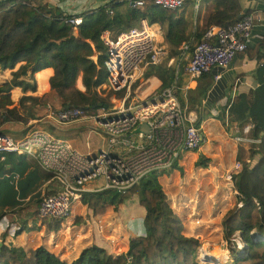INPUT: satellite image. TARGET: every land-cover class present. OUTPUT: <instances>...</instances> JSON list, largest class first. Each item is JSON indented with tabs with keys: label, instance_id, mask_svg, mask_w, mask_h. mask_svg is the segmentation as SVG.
Here are the masks:
<instances>
[{
	"label": "trees",
	"instance_id": "obj_1",
	"mask_svg": "<svg viewBox=\"0 0 264 264\" xmlns=\"http://www.w3.org/2000/svg\"><path fill=\"white\" fill-rule=\"evenodd\" d=\"M113 1L108 0L89 10L69 13L37 0H0V69L12 68L16 62L22 61L11 71L9 80L0 85V90L14 85L33 90L32 73L50 66V85L62 99L61 106L77 107L89 113L98 107L97 102L106 103L95 93L96 86L104 81L106 75L102 67L104 44L100 38L104 29L124 30L144 17L148 23L159 25L168 45V55L179 59L183 51L191 50L205 28L210 25L224 27L237 20L242 13L248 12L247 9H241L239 0H203L210 3V9L200 26L187 31L188 20L182 12L177 11L179 9L169 10L147 3L141 8L128 5L120 11L115 8ZM76 16L81 18L78 24L70 21ZM182 44L187 45L186 49L182 48ZM94 49L97 51L95 61L90 57ZM78 74L83 91L75 86ZM25 75L29 77L28 80L22 77ZM143 75H157L161 79V84L156 88L159 92L172 82L174 72L171 66L164 68L157 64L148 65ZM8 102V96L0 98V125L7 120L26 123L24 114L15 108L6 107ZM253 111L251 118L254 124L249 135L257 141L250 143L252 149L249 150V158L252 160L250 163L243 162L237 170L231 166L227 169L235 175V187L242 196L239 198L240 205L227 212L222 220L223 226L229 233L239 231L248 248L243 255L233 252L231 264H264V237L255 239L251 234L253 232H250L253 227L264 226V116L261 117L255 108ZM196 120L197 125L199 123ZM180 159L183 157H179L171 168H177ZM206 160L208 157L200 154L195 165L204 167ZM48 172L45 176L50 177L51 172ZM156 173L149 172L124 192L107 189L82 191L80 197L71 203L65 217H41L39 222L43 225V232L55 233L63 228L68 218L75 216L74 211L79 209V205L88 210L91 216H97L103 214L108 205L116 210L119 203L137 197V205L144 212L141 219L138 217L137 225L140 228L134 223V228L130 229L133 235L127 238L124 250L111 252L106 248L107 242L100 236H91L89 242L80 247L68 261L52 251L47 243L21 246L1 242L0 264H197L194 252L198 239L187 221V224L183 223L182 215L172 208ZM226 183L231 187L229 182ZM40 198L41 195L38 203ZM130 222L132 225L133 219ZM22 230L24 228L19 226L13 233Z\"/></svg>",
	"mask_w": 264,
	"mask_h": 264
},
{
	"label": "built area",
	"instance_id": "obj_2",
	"mask_svg": "<svg viewBox=\"0 0 264 264\" xmlns=\"http://www.w3.org/2000/svg\"><path fill=\"white\" fill-rule=\"evenodd\" d=\"M132 7L141 8L147 3L169 10H177L191 3L195 12L203 0H126ZM264 3V0H260ZM110 12V10H107ZM80 16L70 19L74 24ZM261 19L255 12H244L224 27L210 25L203 30L189 51L183 71L195 77L212 66L224 68L236 52L244 49L250 39L252 27ZM264 23V21H263ZM104 44L102 67L107 84L114 90L125 89L112 106H98L89 113L77 107H59L52 113L58 122L82 118L104 134V148L92 152H79L64 138L51 135L42 129H32L21 137L0 134V156L15 152L32 156L37 164L51 172L55 186L41 194L36 207L37 215L46 218H63L71 203L82 191L114 190L124 192L149 172L172 167L186 151L199 148L202 133L199 124L185 111L176 95L174 75L172 82L149 99L129 98L130 84L144 66L160 64L166 55L158 28L144 17L127 29L113 35H100ZM186 44L182 48L186 49ZM129 98V99H128ZM144 124V128L140 127ZM237 141H257L236 135ZM237 170L238 161L231 165ZM225 179L235 186V175L228 170ZM94 185H87L89 182ZM233 187V186H232ZM239 198L242 196L234 187Z\"/></svg>",
	"mask_w": 264,
	"mask_h": 264
},
{
	"label": "crops",
	"instance_id": "obj_3",
	"mask_svg": "<svg viewBox=\"0 0 264 264\" xmlns=\"http://www.w3.org/2000/svg\"><path fill=\"white\" fill-rule=\"evenodd\" d=\"M37 1L55 5L63 12L77 13L82 10L95 8L108 0ZM239 2L242 10L247 9L248 12H255L261 21L252 27L251 36L246 43V47L236 52L228 66L224 68L212 66L208 71L198 76L190 77L183 71L185 62L183 63L181 60V57L186 51L182 52L179 59L164 55L162 60L166 59V63L161 65L164 68L168 66L173 68L174 75H176V95L177 92L180 93L177 95L178 100L179 102L182 101L183 105H181L184 106L188 115L193 118V122L195 123L194 120L197 118L198 120L196 121L199 123L201 129L205 127L209 130L212 126L219 127L220 131L228 135L234 144L241 145L243 151L247 147V143L249 142L250 144L251 141H237L233 137L240 135L252 138L249 134L254 124L251 118V113L254 112V108L261 117L264 116V3L260 0H239ZM113 3L115 4V8L120 11H123L129 5L126 0H114ZM198 10L195 12L192 8L187 10L185 5L177 10L178 12H182L188 20L187 31L194 30L196 26H200L202 14ZM153 23L158 28L165 52H168V45L163 38L162 30L157 23ZM116 31L117 28L104 29L100 35H104L105 33L113 35ZM96 53L97 51L94 49L92 54L96 56ZM92 54L90 57L93 56ZM167 56L169 57L166 58ZM92 60L95 61V58H92ZM21 62H16L12 68L0 69V85L9 80L11 71L15 70ZM43 71L48 72V77L44 82L38 78ZM51 75L52 68L46 66L32 73L34 81L33 90L30 88L21 89L17 85L6 90H0V98L4 96H8L9 98L6 107L15 108L27 117L26 123L13 120L4 121L0 125V129L3 134L14 138L21 137L32 129H42L46 132L49 131L44 128L51 129V133L49 132L51 135L64 138L75 148V145L71 142L78 141L77 134H80L82 131L78 129L81 126L80 124H88V122L78 119L80 120L78 121L79 125L74 120L75 122L70 121L67 122L68 124L64 123L62 126L55 125V127L54 122H58L53 116L47 113L48 116H51L50 118L53 124L44 122L41 124L43 126L42 128H36V125L40 123L38 121L43 117L45 111L49 110L50 106L49 103L45 102L43 96L47 92H52L57 96L50 85L49 79ZM22 77L26 80L29 79L27 75ZM160 84L161 79L157 75H149L143 77V80L137 85V88L142 87L141 92L143 96L158 88ZM101 85L105 86L102 82L96 88ZM75 86L81 91L84 90L79 74L75 79ZM58 98L61 105L62 99L60 97ZM92 128L98 131L93 126ZM53 133L60 134V136L54 135ZM100 137L103 141L102 144L99 143L97 146L90 147L85 142V151L75 149L79 152L87 153L104 148L106 145L105 136L101 133ZM202 148L199 152L202 151ZM188 152L192 151L184 152L183 156L185 157ZM46 172L48 171L41 168L32 156L15 152H4L0 156V214H2L0 216V243L4 242L6 244L11 243L27 246L35 240L38 234L39 237L40 235L45 237L41 243H48L51 233L43 232V225L32 214V210L36 209L42 192L46 188L49 189L52 187L50 177L45 176ZM87 185L92 186L94 182L91 181ZM53 186L55 185L53 184ZM128 212V216L131 213L133 215L138 214L137 217L141 219L144 211L140 205H137L136 207L130 208ZM190 219L191 223H198L202 229L209 226L212 220L215 219V216L209 218L200 217L199 215V217ZM195 220L198 222H195ZM137 224L138 222L135 223V225ZM188 224L190 223L188 222ZM19 226L23 227L24 230L14 234L13 230ZM133 226L134 224L130 225V228H134ZM138 227L135 228L138 230L140 228ZM190 230L194 235H200L197 231L199 229L191 227ZM52 240H55V245L59 249L51 248V250L68 261L77 254L80 247L87 244L83 243L78 245L75 238H71V236L60 238L57 233L52 237Z\"/></svg>",
	"mask_w": 264,
	"mask_h": 264
},
{
	"label": "rangeland",
	"instance_id": "obj_4",
	"mask_svg": "<svg viewBox=\"0 0 264 264\" xmlns=\"http://www.w3.org/2000/svg\"><path fill=\"white\" fill-rule=\"evenodd\" d=\"M185 6L187 10L191 9L190 2H187ZM198 9V11L202 14L201 16L203 22V18L210 9V3L203 1ZM188 54L189 52H186L181 57L183 63H186ZM92 55L93 56H91V58L94 59L95 56L94 54ZM166 55H168V52H166ZM168 57L169 56L166 58ZM165 63L166 59L162 60L160 64ZM146 67L147 66H144L142 70H138L139 73L140 71L141 73L134 79L132 83L133 87H130L128 95L129 98L149 99L158 93L155 88L149 94H144L142 96V87L137 88V85L143 80V72ZM47 77V71L41 72V74L38 76V78L43 80V82L47 79ZM103 84L108 85L106 77L103 81ZM124 91V88L120 90H114L103 85L95 88L96 96L100 98V100L105 101L107 106L116 104V100H112V98H120ZM179 94L180 93L177 92V95ZM43 99L45 102L49 103L50 106L49 110L45 111L43 117L38 121L40 123L36 125V128H42L43 126L41 124L44 122H50L53 124V121L50 118L52 113H54L59 107H62L60 105L59 98L52 92H47L43 96ZM180 102L182 104V101ZM47 113L51 116H48ZM80 120H84L88 122V124H80L81 126L78 129L82 131L80 134H77L78 141L71 142L75 145L74 147L78 150L85 151V142L89 144L90 147L97 146L99 143L102 144L103 141L100 137L101 133H99L100 131H95L92 128L90 120L86 118H82ZM80 120H75L77 125H79L78 121ZM64 123L67 122H54V126H62ZM44 129L51 133V129ZM222 132L217 126H212V128L209 130L203 127V139L199 145V148L191 150L192 152H188L185 157L182 154L183 159H180L177 162V168L170 167L156 173L157 180L169 197L172 208L181 214L185 219L184 221L182 218L183 223H186L187 221V223H190L188 224L189 226L199 229L197 231L200 235H196V238L198 239V245L196 246L194 252V261L197 264H231L233 252L236 251L238 254L243 255L248 249L247 243L243 240L241 233L239 231L229 233L227 231L228 229L223 226L224 224L222 220L225 218V216H227V212L239 206L237 204V194L233 191L235 186L234 184L230 185L231 187L228 186L226 183L227 180L224 178L225 172L233 164V161H238L239 166H241L243 162L250 163L252 158H249V150L252 149V145L248 142L247 147L242 151L241 145L234 144L229 136L224 132L222 136ZM53 134L60 136V134L57 133ZM201 148L202 151L199 152ZM200 154L202 156L208 157V160H206V166L204 167L195 165V160ZM50 184L51 186H53V184L55 185L53 179H50ZM47 192H49V190L46 188L42 193L46 194ZM75 206L77 207V205ZM136 206L137 197H132L130 201L128 200L121 204L119 203L116 210L112 209V207L108 205L103 214L91 216L88 210L79 205V209H75L74 211L75 216L73 218H68L63 228L55 233H57L60 238L66 236L75 238L78 245L89 242L91 236L96 238L97 236H100L105 242H107L106 248L108 250L111 252L121 251L126 248L127 238L133 235L129 224L131 223V218H134L133 224L139 222V218L137 217L138 214L133 215V213H131L128 216L129 209ZM33 213L35 217L41 221L42 218L36 214L35 209L32 210V214ZM199 215L200 217L209 218L215 216V219L212 220V223H210L209 226L201 229L200 225H194L198 223H191L190 221V218L199 217ZM195 222L198 221L195 220ZM250 232H253L251 233L252 237H255V239H260V237H264V226L261 228L253 227ZM55 233L52 232L50 234V239L47 244L50 248L59 249L55 245L56 239L52 240V237L55 236ZM44 239L45 238L42 237V235L39 237L38 234L32 243L33 245H37V243H40ZM203 244L205 245L203 246ZM213 246L222 247L225 250L224 254H207L205 252V248L208 250ZM200 248L202 253H200Z\"/></svg>",
	"mask_w": 264,
	"mask_h": 264
},
{
	"label": "bare ground",
	"instance_id": "obj_5",
	"mask_svg": "<svg viewBox=\"0 0 264 264\" xmlns=\"http://www.w3.org/2000/svg\"><path fill=\"white\" fill-rule=\"evenodd\" d=\"M205 245V244H204ZM203 245V246H204ZM205 252L207 254H213V255H220V254H224L225 250L222 248V247H219V246H213L211 249H206L205 248Z\"/></svg>",
	"mask_w": 264,
	"mask_h": 264
},
{
	"label": "water",
	"instance_id": "obj_6",
	"mask_svg": "<svg viewBox=\"0 0 264 264\" xmlns=\"http://www.w3.org/2000/svg\"><path fill=\"white\" fill-rule=\"evenodd\" d=\"M97 105H98V106H101V105H102V106H105L106 103L97 102ZM140 127H143V128H144L145 126H144V124H141Z\"/></svg>",
	"mask_w": 264,
	"mask_h": 264
}]
</instances>
